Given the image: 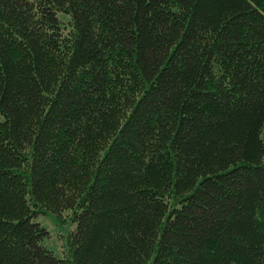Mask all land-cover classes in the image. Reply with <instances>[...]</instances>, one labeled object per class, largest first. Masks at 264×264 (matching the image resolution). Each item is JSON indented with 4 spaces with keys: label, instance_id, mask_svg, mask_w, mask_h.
I'll use <instances>...</instances> for the list:
<instances>
[{
    "label": "trees",
    "instance_id": "1",
    "mask_svg": "<svg viewBox=\"0 0 264 264\" xmlns=\"http://www.w3.org/2000/svg\"><path fill=\"white\" fill-rule=\"evenodd\" d=\"M0 264H264V0H0Z\"/></svg>",
    "mask_w": 264,
    "mask_h": 264
},
{
    "label": "rangeland",
    "instance_id": "2",
    "mask_svg": "<svg viewBox=\"0 0 264 264\" xmlns=\"http://www.w3.org/2000/svg\"><path fill=\"white\" fill-rule=\"evenodd\" d=\"M59 16L66 20L69 14L61 12ZM36 220L49 232L43 241V245L55 252L58 257L65 258L69 254V234L77 225L76 222L72 221L70 212L65 211L61 216L55 213L40 214Z\"/></svg>",
    "mask_w": 264,
    "mask_h": 264
}]
</instances>
